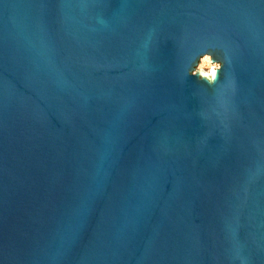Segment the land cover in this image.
Returning <instances> with one entry per match:
<instances>
[{
    "label": "water",
    "instance_id": "95a60500",
    "mask_svg": "<svg viewBox=\"0 0 264 264\" xmlns=\"http://www.w3.org/2000/svg\"><path fill=\"white\" fill-rule=\"evenodd\" d=\"M0 264H264V0H0Z\"/></svg>",
    "mask_w": 264,
    "mask_h": 264
},
{
    "label": "clouds",
    "instance_id": "9594fccd",
    "mask_svg": "<svg viewBox=\"0 0 264 264\" xmlns=\"http://www.w3.org/2000/svg\"><path fill=\"white\" fill-rule=\"evenodd\" d=\"M223 67V61L214 59L212 53L206 52L198 58L195 66L188 72V76L197 77L200 82L215 87Z\"/></svg>",
    "mask_w": 264,
    "mask_h": 264
}]
</instances>
